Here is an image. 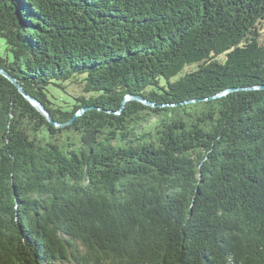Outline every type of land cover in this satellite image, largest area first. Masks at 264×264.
I'll use <instances>...</instances> for the list:
<instances>
[{
    "label": "trees",
    "instance_id": "1",
    "mask_svg": "<svg viewBox=\"0 0 264 264\" xmlns=\"http://www.w3.org/2000/svg\"><path fill=\"white\" fill-rule=\"evenodd\" d=\"M0 39L74 119L0 74V264H264V0H0Z\"/></svg>",
    "mask_w": 264,
    "mask_h": 264
},
{
    "label": "water",
    "instance_id": "2",
    "mask_svg": "<svg viewBox=\"0 0 264 264\" xmlns=\"http://www.w3.org/2000/svg\"><path fill=\"white\" fill-rule=\"evenodd\" d=\"M0 74L4 75L8 79H10L11 82L14 83L18 87L19 91L25 96V98L28 99L37 109H39V111L44 116H46L48 121L50 123H52L53 126H55L57 128H60V127L66 126L68 124H71L74 121V119H72L69 123H64V124L56 123L53 120V116L51 115V113L48 110H46V108L42 104H40L39 100H37L36 98H34V97L30 96L29 94H27L25 92V90L23 89V87L18 83V81L14 77H12L9 74V72L7 70L0 68ZM261 88H259V89H261ZM233 91H234L233 89L232 90H228L226 92L224 91L222 94H219L218 96H216L214 98L222 97L224 95L226 96V95L230 94ZM132 100H139V102H143V103L148 104V105H153V103L145 101L144 99L140 98L139 96H128L127 99L125 100V103H127L129 101H132ZM153 106H155V105H153ZM87 110H88V108L83 109L82 111L79 112L78 115H83Z\"/></svg>",
    "mask_w": 264,
    "mask_h": 264
},
{
    "label": "rangeland",
    "instance_id": "3",
    "mask_svg": "<svg viewBox=\"0 0 264 264\" xmlns=\"http://www.w3.org/2000/svg\"><path fill=\"white\" fill-rule=\"evenodd\" d=\"M6 43L4 40L0 39V55H5L6 53Z\"/></svg>",
    "mask_w": 264,
    "mask_h": 264
}]
</instances>
